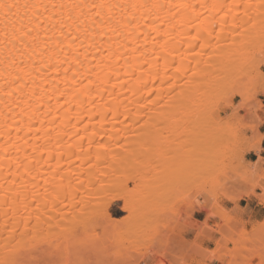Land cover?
Masks as SVG:
<instances>
[{"label":"bare ground","instance_id":"1","mask_svg":"<svg viewBox=\"0 0 264 264\" xmlns=\"http://www.w3.org/2000/svg\"><path fill=\"white\" fill-rule=\"evenodd\" d=\"M18 2L38 7L27 10L30 35L12 36L11 29L5 35L0 22V260L39 264L59 251L68 256L64 247L72 250L69 258L79 252L77 239L69 237L75 238L81 216L88 219V228L107 221L103 230L113 234L132 221L125 191L131 176L120 178L123 193L119 189L121 193L112 194L117 188L109 193L114 184H108L112 168L106 165L131 167L130 155L136 154L127 147L142 126L214 125L212 86L229 76L232 56L262 33L264 8L261 0ZM246 3L253 5L247 15L235 7ZM213 4L233 7H200ZM197 25L212 35L201 32L208 46L195 48L202 54L193 56L189 53L201 43L192 40ZM181 57L186 70L177 74L174 65ZM245 174L262 182V175ZM115 201L124 202L129 216L118 220L110 215ZM36 203L40 222L35 219ZM28 215L33 227L44 230L47 243L31 247L29 237L22 235L21 219ZM6 225L18 231L12 233Z\"/></svg>","mask_w":264,"mask_h":264},{"label":"rangeland","instance_id":"2","mask_svg":"<svg viewBox=\"0 0 264 264\" xmlns=\"http://www.w3.org/2000/svg\"><path fill=\"white\" fill-rule=\"evenodd\" d=\"M262 64L264 31L232 56L229 76L213 84L214 125L158 126L159 129L140 126L143 131L133 133L139 135L127 147V151L136 154L130 155L131 167L124 169L118 162L106 165L114 169L109 170L112 172L107 179L108 184H114L108 188L109 193L115 188L123 193L126 188L122 179L131 176L125 193L133 207V219L117 234L104 232L105 220L96 229L88 228L92 229L88 232L90 246L86 251V247H75L76 252L82 253L75 254L77 260L124 259L131 264H200L203 260L208 264L213 260L216 264L225 260L244 264L255 260L259 264L264 252V206L260 205L264 159L260 157L259 116L255 135L236 117L248 115L250 119L252 112L259 111ZM242 100L246 105L242 106ZM154 129L159 131L157 136L153 135L157 131L152 132ZM253 153L257 154V161ZM246 170L262 175V182L246 178ZM118 190L111 193L118 194ZM252 203L263 207V212L250 220L245 217L244 207ZM123 206V201H115L108 212L114 219H123L129 216ZM70 237L74 242L76 237ZM137 242L145 244L143 250ZM62 249L68 256L72 254L71 249ZM56 254L41 262L47 264L64 257L76 260L75 255L69 258L60 251Z\"/></svg>","mask_w":264,"mask_h":264},{"label":"snow or ice","instance_id":"3","mask_svg":"<svg viewBox=\"0 0 264 264\" xmlns=\"http://www.w3.org/2000/svg\"><path fill=\"white\" fill-rule=\"evenodd\" d=\"M36 7H38V5L28 4V3L21 4L18 2V0H14V2H8V0H0V22L4 24V34L9 35V29H11L10 34L12 36H15L16 33H22L23 35H30L32 29L30 27H27V24H31L32 19L27 16V10L29 8H36ZM61 7H64V6L62 5ZM68 7H81V5H70ZM92 7L96 8L97 5H92ZM200 7L202 8L210 7L212 9H219V10L228 8L229 11H231V7L233 6L224 5V4H213L211 6L200 5ZM235 7L244 8L245 15H247L248 10L252 8L253 5L251 3H246L243 5H235ZM260 7L264 8V0H261ZM21 10L25 12V15H20ZM97 15H99L98 12H97ZM25 21H27V24L25 23ZM224 22L227 23V21H224ZM189 23H191V21H189ZM248 23L249 24L252 23L251 18H249ZM196 28H197V33L195 36L192 37V40H200L201 43L198 45H195L192 51L189 53L190 55H193V56H198L202 54V52L195 51V48L203 49L204 47L208 46L206 43L203 42V40L206 37L202 36L201 32L203 31L204 33H206L207 37H211L212 35V32L208 31V29L206 28L201 29L199 25H197ZM262 31H264V21H262ZM184 59L185 57H181L180 62L174 65L175 72L177 74H180L181 72L186 70L184 67ZM165 62H166L165 71L167 72L166 58H165ZM261 68L262 70L260 72V78H259L260 83L258 85V88L260 92L262 93V95L260 97L261 104H260L259 111L252 112L250 114V117H251L250 119L248 115H245L243 117L238 115L236 118L241 120L242 122H245L248 127H251L253 135H255L257 131V116H259L258 123H259L260 140H261V148H262L261 156L262 158H264V64H262ZM65 71L67 72L68 69H65ZM153 95H155V93H153ZM241 104L242 106L246 105V101L242 100ZM80 138L83 139V137H80ZM22 166L27 169V165H22V164L17 165L18 168ZM57 198L59 199V193H57ZM66 198H67V194L65 195V199ZM261 200L264 201V194L261 195ZM60 204L65 208L67 207V205L64 203V200H60ZM27 207L28 206L26 205L25 208L27 209ZM33 207L37 213L35 219L37 222H40L41 221L40 205L36 203L33 205ZM77 207H79L78 202H77ZM97 215H99V212L97 213ZM5 216L6 217L8 216L7 212H5ZM48 219L50 222L51 217H49ZM30 220H31L30 215H28L27 217H22L21 223H23V229H24V232L22 233V235L26 234L29 237V239L32 242L31 247H39L41 244L47 243L48 237L44 235V230L39 227H33L30 224ZM88 223H89L88 219H86L84 216H81L80 223L77 225V229L74 230V236L76 237L78 241V245L82 247L90 246L89 245L90 237L88 235L89 230L87 227ZM49 227H51L50 223H49ZM6 228L7 230H10L12 233H15L18 231L17 227H15L14 225L13 226L6 225ZM80 229H83V231H80ZM262 230H264V228H262ZM153 239H156V238L153 237ZM137 243L140 249L143 250V248L145 247V244L140 243V242H137ZM23 250L24 249H21V251ZM0 264H28V262L22 261L20 259H4V260H0ZM32 264H37V262L32 261ZM40 264H44V262H40ZM47 264H131V262L128 260H124V259H117L115 261H97V260H75L73 261L71 259L61 258V259H57L53 261H48ZM185 264H187V262H185ZM200 264H208V261L207 260L200 261ZM212 264H216V261L213 260ZM223 264H240V262L236 260H233L230 262L225 260ZM244 264H257V262L255 260H252V261H246L244 262ZM259 264H264V252L261 253Z\"/></svg>","mask_w":264,"mask_h":264},{"label":"crops","instance_id":"4","mask_svg":"<svg viewBox=\"0 0 264 264\" xmlns=\"http://www.w3.org/2000/svg\"><path fill=\"white\" fill-rule=\"evenodd\" d=\"M252 155L256 157V161H257L258 160L257 154L253 153ZM260 157L262 158L261 154ZM244 208L246 213L245 217L250 220L260 217V214L263 212V207L259 206L258 203H254V204L252 203V205H247Z\"/></svg>","mask_w":264,"mask_h":264}]
</instances>
